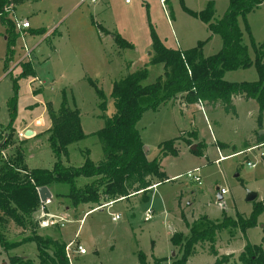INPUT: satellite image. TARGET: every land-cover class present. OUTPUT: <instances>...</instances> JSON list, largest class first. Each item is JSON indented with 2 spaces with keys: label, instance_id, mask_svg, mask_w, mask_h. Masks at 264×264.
Here are the masks:
<instances>
[{
  "label": "rangeland",
  "instance_id": "374dc122",
  "mask_svg": "<svg viewBox=\"0 0 264 264\" xmlns=\"http://www.w3.org/2000/svg\"><path fill=\"white\" fill-rule=\"evenodd\" d=\"M130 2L23 0L8 12L16 24L14 37H9L8 28L0 18V124L8 133L13 131L10 144L4 149L10 155L17 149L23 151L29 169H51L57 160L48 140L47 130L52 124L47 109L51 106L58 110L64 94L70 106L79 110L88 137L68 147L69 158L62 154L63 163L80 166L88 152L94 161L102 160L103 149L95 132L105 125L102 115L115 112L111 97L113 83L145 66L150 70L149 81H154L160 73L159 66L150 64L153 30L170 48L191 49L203 42L204 56L217 53L223 46L221 36L212 34L208 24L193 14L204 10L209 0H166V9L160 0ZM229 2L215 0V20L223 16ZM16 20L20 24L28 21L30 27L20 30ZM238 23L255 60L252 42L257 45L264 42V0L259 7L239 16ZM105 28L114 34L121 33L130 47L119 49ZM8 55L10 61H7ZM28 62L35 76L23 74V65ZM224 78L231 82L256 81L259 74L253 64L229 71ZM95 86L106 96V112L99 106L101 98ZM13 98L16 109L12 118L9 108ZM234 105L235 110L231 112L223 105L210 108L209 121L202 107L193 104L183 108L169 101L157 110H147L137 128L149 159L157 155L161 142L181 133L176 141L178 155L163 157L165 170L173 179L146 194L140 192L116 200L111 207L98 208L86 216L90 205L70 208L64 197L52 193L51 200H40L42 204L35 219L47 213L56 215L59 223L45 227L37 223L34 229L29 225L20 226L8 215L0 214V232L6 240L19 242L33 233L41 237L50 235L67 246L66 240L73 239L69 264H141L140 253L152 264L154 258L174 259L173 253L177 254L179 248L172 242L173 235L189 234V225L202 216L213 221L226 217L250 218L255 205L260 203L263 207L257 213L255 226L246 231L241 227L227 228L217 234L218 257L233 253L228 264H242L239 255L247 242L263 244L264 248V156L261 155L264 140L259 141L260 135H264V114L259 118V104L255 99L236 97ZM27 126L36 132L22 138L20 133ZM193 132L196 139L191 135ZM214 137L218 138L222 153L230 156L219 163L215 161L220 154ZM188 139L193 142L191 145ZM198 143L204 144L201 155L191 148L196 144L197 149ZM252 146L256 149L246 151ZM248 161L255 162L256 166L250 167ZM196 168H199L201 183L187 176L188 171ZM248 191L257 192V198L247 200ZM149 207L153 213L146 221ZM113 214H120L121 218L113 220ZM80 241L87 249L85 254L76 250ZM215 260L209 243L202 242L187 264H214ZM12 262L40 264L36 244L25 242L8 251L0 245V264Z\"/></svg>",
  "mask_w": 264,
  "mask_h": 264
},
{
  "label": "trees",
  "instance_id": "16d2710c",
  "mask_svg": "<svg viewBox=\"0 0 264 264\" xmlns=\"http://www.w3.org/2000/svg\"><path fill=\"white\" fill-rule=\"evenodd\" d=\"M21 1L23 0H0V18L8 28L9 37L16 35V24L9 18L8 12ZM262 2L263 0H230L226 12L218 20H215V0H209L207 7L201 12H193L208 24L212 34L220 35L223 40L220 51L210 56L203 55V42L191 49L170 48L153 30L150 64L159 66L160 73L154 81H149L150 70L145 66L129 72L113 83L111 97L115 112L112 115L103 114L105 125L95 132L103 149V157L99 162H95L88 152L80 166L63 163L62 154L69 158L68 147L86 139L88 134L82 127L79 110L70 106L66 94L58 110L49 106L47 112L52 125L47 130L48 140L57 160L51 169H29L20 149L11 153L9 162L0 155V214L8 215L20 226L29 225L35 229L39 223L35 219V213L42 204L39 187L47 186L54 196L64 197L67 207L77 209L80 205L87 204L90 205L88 210H91L136 193L146 194L151 186L167 181L169 177L162 169L161 160L169 154L178 155L176 141L180 136L161 142L158 156L149 159L137 123L147 110H157L169 101L181 98L184 104L199 103L211 108L223 105L226 111L231 112L235 110L236 97L255 99L259 104L261 118L264 114V42L259 45L252 42L255 51L253 60L238 17L259 7ZM114 41L119 49L131 45L118 33L114 34ZM11 44L12 40L8 44L9 50ZM8 56L7 61H10L11 56ZM253 64L259 74L256 81L231 82L224 78L229 71L249 68ZM23 66L24 75L35 76L29 62ZM95 87L101 98L99 106L106 112V96ZM9 109L13 118L16 109L14 98L10 101ZM7 127L10 129L11 125ZM11 130L4 147L10 144ZM191 135L196 139L195 132ZM262 140L264 135H260L259 141ZM186 141L190 145L193 143L189 139ZM203 147L204 144L198 143L195 152L201 155ZM61 186H66L67 189H61ZM262 207L263 204H256L250 218L239 217L237 220L226 217L222 221H213L202 216L189 225V234L179 232L173 235L172 242L179 248V254L174 259L169 261L167 258H154L152 264H187L195 254L196 246L202 242L209 243L211 254L216 256L214 264H228L232 254L218 257L215 246L218 232L237 227L246 231L255 226L257 213ZM4 236L0 232V245L7 251L25 242H34L39 251L40 264H69L67 244L60 243L50 235L41 237L33 233L21 242L6 240ZM139 259L141 264H149L144 254L140 253ZM239 259L242 264H264L263 244L253 245L247 242Z\"/></svg>",
  "mask_w": 264,
  "mask_h": 264
},
{
  "label": "built area",
  "instance_id": "2783aa9c",
  "mask_svg": "<svg viewBox=\"0 0 264 264\" xmlns=\"http://www.w3.org/2000/svg\"><path fill=\"white\" fill-rule=\"evenodd\" d=\"M160 1L162 3L163 7L166 9V3H165L166 0H160ZM126 2H130V0H126ZM12 10L13 9H11V11ZM16 22H17V26L20 28V30L27 29V28L30 27V24H29L28 21H24L21 24L17 20H16ZM202 109L204 110L203 106H202ZM20 136H22V138H26L27 137L26 132L23 131L22 133H20ZM8 137H9V134L7 132V129L5 128L4 125H1L0 124V155L5 160H8V162H9V159H10L9 150L8 149H4V144L8 140ZM257 148H259V147H257ZM255 149H256V146H252V147L248 148L246 151H253ZM219 154H220V157L215 160L218 163L221 162V161H223V160H225V159H227L228 157H230L228 155L223 154L221 152V150H219ZM261 155L264 156V153H261ZM248 165L250 167H254V166H256V163L255 162L248 161ZM21 171L22 172H26L27 170H21ZM187 176L190 179H192V180H194V181H196L198 183H201L202 177H201V174L199 172V168H196V169H193V170L188 171ZM158 185L159 184H155V185L151 186L150 189L153 188V187H157ZM223 191L224 190H222L221 192L223 193ZM114 202L115 201L107 202L104 205H102V207H111ZM102 207L100 206L98 208H101L102 209ZM152 213H153V209L151 207H149L147 209V212H146V215H145V220L146 221L147 220H150V218L152 216ZM45 216H49V217L44 218ZM55 218H56V215H49V214L46 213V214H42L41 215V217L38 220V222H39V224L41 226H44L45 227V226H48V225H53V224L59 223V220H57ZM112 218H113V220H119L121 218V215L120 214H113L112 215ZM61 225L64 227L63 224H61ZM74 243L75 242L72 241L66 247V255H67V258L69 259V261H72V255H71L70 250H72V246L74 245ZM76 250L80 254L87 253V249L84 248V246H82L81 244H77Z\"/></svg>",
  "mask_w": 264,
  "mask_h": 264
},
{
  "label": "crops",
  "instance_id": "0c3cea01",
  "mask_svg": "<svg viewBox=\"0 0 264 264\" xmlns=\"http://www.w3.org/2000/svg\"><path fill=\"white\" fill-rule=\"evenodd\" d=\"M102 2H105V4L106 3H108L109 2V0H102ZM127 4H130L131 2H126ZM168 13V12H167ZM105 30H107L108 31V33H109V35L113 38V40H114V33L110 30V29H106L105 28ZM118 34H120L121 36H122V34L121 33H118ZM124 38V37H123ZM125 39V38H124ZM128 41V40H127ZM35 79H37V77H35ZM239 98H241V99H244V98H242V97H239ZM171 102H173V103H177V104H181L182 106H183V108H186V107H188V106H191L192 104H184V103H182L181 102V98H179V99H177V100H175V101H171ZM193 105H196L197 107H199V108H201L202 106L199 104V103H194ZM203 108H204V111H205V113H206V115H207V119H208V121L210 120V116L208 117V110L211 108L210 106H208V105H205V106H203ZM1 123V122H0ZM212 123V122H211ZM3 124V123H2ZM29 129H31V130H33L34 132H36L34 129H32L30 126H27L26 128H25V132L28 130L29 131ZM86 133V132H85ZM86 134H88V133H86ZM181 134V133H180ZM179 134V135H180ZM178 135V136H179ZM177 136V137H178ZM214 144H215V146H216V148L217 149H219V150H221V152H223V148H221L219 145V143H218V138L217 137H214ZM219 144V145H218ZM145 147H146V145H145ZM147 151V150H146ZM158 154H159V151H158V153H157V155L156 156H158ZM155 156V157H156ZM164 159V158H163ZM163 159L161 160V165H162V169H163V171L167 174V176L169 177V179H173L174 177H171L168 173H167V170H165V167H164V163H163ZM100 161V160H99ZM99 161H95V162H99ZM168 179V180H169ZM153 193H154V190L152 191V195L150 196V200L152 201L153 200ZM139 194V193H138ZM53 195V194H52ZM137 195V194H136ZM131 196H135V194L134 195H131ZM130 196V197H131ZM130 197H128V198H130ZM127 199V198H126ZM121 200V199H120ZM113 205V204H112ZM97 208H95V209H91V210H87L86 211V213H85V216H86V214H88V213H90V212H93L94 210H96ZM81 221H83V219H81ZM73 239H71V240H66V242L67 243H70L71 241H72ZM79 244H81L82 246H84L85 247V245L83 244V242H79ZM80 254V253H79ZM231 254H233V253H231ZM175 255H176V252H175ZM175 255H173V256H175Z\"/></svg>",
  "mask_w": 264,
  "mask_h": 264
},
{
  "label": "water",
  "instance_id": "95a60500",
  "mask_svg": "<svg viewBox=\"0 0 264 264\" xmlns=\"http://www.w3.org/2000/svg\"><path fill=\"white\" fill-rule=\"evenodd\" d=\"M34 133L33 130L29 129V131L27 130L26 131V135L27 136H31L32 134ZM192 149H196V144L192 145L191 147ZM38 193H39V196H40V200L42 202H46V201H49L51 200L52 198V192L51 190L46 186H42V187H39L38 188ZM258 196V193L257 192H254V191H248V194H247V200H254L256 199ZM219 198L220 200L222 199V196L221 194L219 195ZM173 255H175V252L173 253Z\"/></svg>",
  "mask_w": 264,
  "mask_h": 264
}]
</instances>
